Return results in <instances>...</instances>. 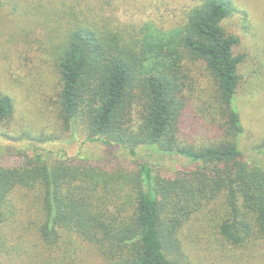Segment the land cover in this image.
<instances>
[{"label": "trees", "instance_id": "obj_1", "mask_svg": "<svg viewBox=\"0 0 264 264\" xmlns=\"http://www.w3.org/2000/svg\"><path fill=\"white\" fill-rule=\"evenodd\" d=\"M77 4L69 10L74 22ZM234 12L230 0H199L184 24L161 38L149 29L138 42L89 19L71 22L57 64L67 130L82 128L88 141L119 145L134 157L153 147L198 167L164 178L149 165L132 172L122 162L108 169L51 163L42 154L18 167L0 166V264L15 259L6 233L15 227L12 201L21 189L38 205L35 238L42 246L27 264H183L176 257L179 234L201 214L216 246L257 252L264 242V165L248 162L239 141L245 128L237 92L246 56L235 54L240 38L223 26ZM187 60L203 63L215 81L212 119L221 139L212 145L181 139L191 112ZM13 108L10 97L0 96V126ZM89 245L94 250L86 255Z\"/></svg>", "mask_w": 264, "mask_h": 264}, {"label": "rangeland", "instance_id": "obj_2", "mask_svg": "<svg viewBox=\"0 0 264 264\" xmlns=\"http://www.w3.org/2000/svg\"><path fill=\"white\" fill-rule=\"evenodd\" d=\"M73 1L78 3L77 22L69 12ZM230 1L235 12L223 26L228 34L240 38L235 54L246 56L239 68L241 81L237 92V110L245 128L239 141L248 162L264 165V0ZM198 2L0 0V96L10 97L14 106L12 117L0 126V166L18 167L42 154L51 163L65 161L108 169L122 162L132 172L139 171L141 165H149L154 175L164 178L195 170L197 163L178 154L142 147L134 157L119 145L88 141L82 128L67 130L60 117L62 82L57 64L72 21L77 24L89 19L99 28L108 27L118 32L126 41L138 42L141 38L143 41L149 29L153 31L152 36L161 38L162 33L181 26L187 20L188 11ZM183 71L189 76L188 81H184L191 112L181 139L185 145H212L221 139L212 119L218 116L213 101L215 81L200 62L185 61ZM203 104L206 107L201 114L198 107ZM208 106L212 107L210 115L205 112H210ZM33 199L34 195L25 189L13 196L15 227L6 237L13 248L11 257L15 259L6 258L4 264H27L24 259L41 251L42 246L35 238L39 209ZM198 216L179 234L182 244L176 254L178 261L183 264H264V242L257 252L256 247L248 246L229 245L222 250L213 243L214 230L204 214ZM93 250H88L86 255H91ZM95 261L91 264H98Z\"/></svg>", "mask_w": 264, "mask_h": 264}]
</instances>
